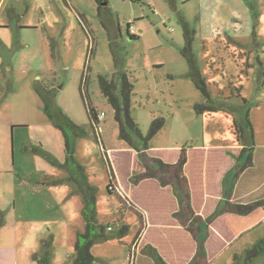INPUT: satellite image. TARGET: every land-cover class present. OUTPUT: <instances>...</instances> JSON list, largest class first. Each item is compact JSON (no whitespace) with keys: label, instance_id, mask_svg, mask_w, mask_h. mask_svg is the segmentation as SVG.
I'll use <instances>...</instances> for the list:
<instances>
[{"label":"rangeland","instance_id":"374dc122","mask_svg":"<svg viewBox=\"0 0 264 264\" xmlns=\"http://www.w3.org/2000/svg\"><path fill=\"white\" fill-rule=\"evenodd\" d=\"M128 22L137 38L129 37ZM0 24L7 25L0 27V264H39L35 256L47 250L51 264H69L76 235L86 226L84 200L75 185L52 182L67 172L31 150L41 144L60 161L65 157L62 133L45 115L40 92L50 97L52 108L60 107L86 130L76 139L75 157L97 188V221L111 226V233L128 225L125 235L93 244L92 264H154L136 251L144 243L158 247L172 264H184L194 251L190 235L171 215L176 206L169 189L152 180L131 184L136 153L119 136L98 74L129 76L131 112L142 133L154 117H164V126L150 140V154L172 162L186 148V175L197 178L194 209L199 211L200 199L207 200L203 214L209 213L219 186L209 176L211 192L201 194L204 163L212 158L203 151L214 149L200 147L222 144L219 154L236 152L241 144L234 119L248 133V116L253 128L257 164L245 178L263 177L264 0H108L100 14L95 0H0ZM185 35L192 37L193 60L216 111L194 110L206 99L181 54ZM85 101L105 113L99 135ZM105 155L115 166L122 195L148 213L149 223L138 238V216L106 189ZM222 221L208 229V264H264V214H228ZM258 241L256 253L248 257L247 249Z\"/></svg>","mask_w":264,"mask_h":264},{"label":"trees","instance_id":"16d2710c","mask_svg":"<svg viewBox=\"0 0 264 264\" xmlns=\"http://www.w3.org/2000/svg\"><path fill=\"white\" fill-rule=\"evenodd\" d=\"M95 3L98 14H100L101 10L108 9V0H95ZM129 25L130 23L128 22L127 29ZM127 32L130 38L138 37L135 34L129 33L128 30ZM181 54L192 66V79L197 89L200 90L206 99L204 102L194 105L195 112L197 114H203L216 111L218 106L213 103L205 79L194 63L191 36L185 35ZM97 80L102 95L113 109L119 136L127 143L128 147L133 149L136 153L134 158V169L129 177L131 184L135 187L143 180H152L160 187L169 189L176 206L171 215L176 224L190 235L194 244L193 254L184 264H208L210 258L205 243L209 235V225L222 214L248 215L258 207L264 206V198L245 204L231 200L232 189L237 178L242 171L252 165L254 151L253 128L248 116L246 117L247 126L249 128L248 133L234 119L237 140L242 144V147L238 153L234 155V164L228 168L221 179L220 198L216 201L211 211L202 216L195 211L192 205L191 187L184 173V166L187 162L186 148L182 146L179 149L177 159L173 162L164 161L149 153L151 148L150 140L164 126V117H154L147 132L142 133L131 112L133 83L129 76L125 72L113 74L111 77L98 74ZM81 92L82 90H80V93ZM82 93L84 97H87L84 92ZM39 94L44 101L45 115L62 133L65 157L63 161H60L57 157L45 151L41 144L39 146H33L31 150L41 154L50 163L60 166L67 172V177L64 179H54L52 182L61 183L64 180H69L75 185L77 191L81 193L84 200L83 215L86 220V226L82 232H78L76 235L74 244L75 253L69 264H92L96 259L91 253L93 244L97 241L106 240L109 237H120L125 235L128 232V225L123 224L117 232L111 233L107 231V227L97 221V188L90 183L86 169L75 157L76 139L84 135L86 130L65 114L60 107L52 108L51 99L48 95L42 94L41 92ZM238 96H240L239 92ZM242 100L245 101V98L242 97ZM85 108L95 134L99 135L97 131L99 123L97 117L98 112L89 101H85ZM105 161L108 173L106 189L108 193L116 194L120 203L127 205V207L138 216L140 220V230L137 234L138 238L146 225L145 215L135 204L131 203L127 197L119 193L115 166L112 165L108 155H105ZM137 238L129 246L130 256L131 250L136 246ZM260 244L261 241H258L251 248L247 249L248 257L256 253ZM135 248L138 253L150 257L154 264H172L168 262L159 249L151 243L137 245ZM35 257L39 264H51L48 250L45 254L36 255Z\"/></svg>","mask_w":264,"mask_h":264},{"label":"crops","instance_id":"0c3cea01","mask_svg":"<svg viewBox=\"0 0 264 264\" xmlns=\"http://www.w3.org/2000/svg\"><path fill=\"white\" fill-rule=\"evenodd\" d=\"M70 1L71 0H65L66 4H69ZM80 14L82 16L84 15L83 13H80ZM84 17H85V15H84ZM83 25H84V23H83ZM1 26H7V25L0 24V27ZM202 147L213 148L214 149V151H208V150H204L203 151L205 153L211 154L212 155V158L210 159V161L207 160V164L206 165L204 163V166H205V168H207L206 169L207 171L205 172V178H204V180H202V181H204V183H203L204 188L202 187L203 193H201V194H204L205 197H207V195H208L207 192L210 191L209 190V186H208L209 185L208 184V182H209V180H208L209 179V176H210V178L216 177V181H217V184H219V186H218V188L216 190V195H212V196H214V198H216L215 201L213 202V206H214V204L216 203V201L221 196V179L224 176L225 172L228 170V168L231 165L234 164V161H235L234 155L238 153V151L242 147V144L238 146L239 149L236 152H233V151H230L229 152L228 149H226L225 152L220 153V154L216 151V149H220L222 147V144L216 145V146H205V145H202L200 148H202ZM213 152H215V153H213ZM149 153H150V150H149ZM177 156H178V154H177ZM177 156L174 157V160L173 161H175L177 159ZM262 159H264V152L260 154V160H262ZM188 160H189V155L187 154V162H186V164L184 166V173L185 174H186L185 168L188 166V162H189ZM256 161H257V153H256V147L254 145V151H253V157H252V165L250 167L246 168L244 171H242V173L237 178V180L235 182V185H234V187L232 189V194H231V200L232 201L237 202V203H244L245 204V203H248V202H251V201H255V200H259V199H263L264 198V175L260 179H256L255 176H253V174H251L250 176H248L247 178H245V175H246V173H248V171H250V170L252 171V170H254L256 168V164H257ZM195 164L198 165V161H196ZM186 177L188 178V181L190 183V187H191V197H192V205L195 208V202H194V193H195L194 192V188L195 187H193V183H194V181H196L197 178H196L195 175H190V177L188 175H186ZM117 180H118V178H117ZM118 185H119V180H118ZM211 194H214V192H212ZM207 203H208L207 200L200 199V205H199L200 209H199V211L195 209V211L198 214L204 216L203 210L206 207ZM133 204H135V203H133ZM135 205L138 206L139 204H135ZM213 206L211 207V209L213 208ZM139 207L141 208L140 205H139ZM142 212L145 215L146 225H145V227L143 228V230L141 231L140 234H143L144 233V230L147 227V223H149V221H148V213L144 209H142ZM258 212L264 214V206L258 207L257 209H255L254 211H252L251 213H249L248 215H236V214H232V215H234L236 217H239V218L240 217H243L244 218V217H251L252 215H254V214L258 213ZM228 214H231V213L222 214L221 216H219L218 218H216L214 221H222V219L225 218V216H227ZM210 226H211V224L209 225V227ZM225 231L229 233V230L227 228H226ZM209 235H210V232H209ZM218 235H219V233H218ZM226 239L229 240L230 237L229 238H226Z\"/></svg>","mask_w":264,"mask_h":264},{"label":"built area","instance_id":"2783aa9c","mask_svg":"<svg viewBox=\"0 0 264 264\" xmlns=\"http://www.w3.org/2000/svg\"><path fill=\"white\" fill-rule=\"evenodd\" d=\"M127 30L129 31V33L137 35V31L132 25H129ZM104 115H105V113L102 111V112L98 113L97 117L99 120H101L104 117ZM119 193H121L120 190H119ZM111 228H112L111 226H107L108 230H110Z\"/></svg>","mask_w":264,"mask_h":264}]
</instances>
